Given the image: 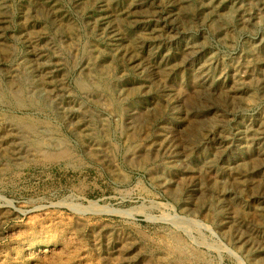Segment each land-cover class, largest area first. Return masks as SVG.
I'll return each instance as SVG.
<instances>
[{"label":"rangeland","instance_id":"rangeland-1","mask_svg":"<svg viewBox=\"0 0 264 264\" xmlns=\"http://www.w3.org/2000/svg\"><path fill=\"white\" fill-rule=\"evenodd\" d=\"M248 1L214 4L230 12L218 20L183 0H0V264H264V188L251 186L264 163L243 147L264 92L185 100L209 55L211 78L263 72L264 4ZM241 14L251 22L235 29ZM96 59H109L102 81L122 107L85 76ZM81 79L99 88L87 94ZM188 111L203 122L193 134ZM132 138L144 163L128 158Z\"/></svg>","mask_w":264,"mask_h":264},{"label":"bare ground","instance_id":"bare-ground-1","mask_svg":"<svg viewBox=\"0 0 264 264\" xmlns=\"http://www.w3.org/2000/svg\"><path fill=\"white\" fill-rule=\"evenodd\" d=\"M114 1V0H113ZM122 1V0H121ZM186 3L188 2L189 5L194 4L195 2L199 3L200 5L203 6L204 11H207L209 14L211 13H215V15L217 16L218 20L220 19H228V17H230V12L228 13H224L225 9H223L221 11V9H219L217 7V5L214 4H221L222 7L225 6L232 7V5L230 6V0H183ZM49 2V1H48ZM104 2V1H103ZM169 2V1H168ZM263 3L264 4V0H249L248 3ZM32 3V2H31ZM110 3V2H109ZM113 4V3H112ZM120 4V3H119ZM151 4V3H150ZM107 5V4H106ZM237 5V4H236ZM35 6V5H34ZM53 6V5H52ZM132 6V5H131ZM134 6V5H133ZM143 6V5H142ZM195 6V5H194ZM197 6V5H196ZM252 6V5H251ZM60 7V6H59ZM177 7V6H175ZM261 7V6H260ZM24 8V7H22ZM118 8V7H117ZM233 8V7H232ZM248 8V7H247ZM256 8V7H255ZM109 9V8H108ZM163 10V9H162ZM102 11V10H101ZM107 11V10H106ZM115 11V10H114ZM171 11V10H170ZM230 11V10H229ZM264 11V10H263ZM22 12V11H21ZM92 12V11H91ZM128 15L130 14V10L128 9L127 11ZM57 14V13H56ZM59 14V13H58ZM176 14V13H175ZM67 15V14H66ZM115 15V14H114ZM133 13L130 15V17L132 18ZM188 15V14H187ZM249 15V14H248ZM258 15V14H257ZM255 15V17L257 18L258 16ZM264 15V14H263ZM65 16V15H64ZM116 16V15H115ZM122 16V15H121ZM134 16V15H133ZM144 16V15H143ZM148 16V15H147ZM118 19L120 17V15H117ZM125 17V16H124ZM141 17V16H140ZM65 19V18H64ZM63 20V18H62ZM61 20V21H62ZM23 21V20H22ZM64 21V20H63ZM238 24L237 27L235 29H240V28H244L245 26H248L250 22L248 21V18L245 17L244 14H241L239 16V19L237 20ZM253 21V20H252ZM3 23V22H2ZM153 23V22H152ZM180 23V22H179ZM188 23V22H187ZM123 25V24H122ZM142 25V23H141ZM156 26V25H155ZM212 26V25H211ZM217 27L218 29L220 28L219 25L217 23H214V27ZM168 27V26H167ZM137 28V27H136ZM231 28V27H230ZM49 30V29H48ZM220 31H224L222 29H219ZM145 31V30H144ZM164 32V31H163ZM158 33V32H157ZM165 33V32H164ZM179 33V32H178ZM247 33V31L245 32ZM144 34V33H143ZM183 34V33H182ZM227 31L225 32V35L227 37ZM202 35V34H201ZM129 36V35H128ZM185 36V35H184ZM197 36V35H196ZM232 36V35H231ZM242 36V35H241ZM233 37V36H232ZM130 38V37H129ZM147 38V37H146ZM228 38V37H227ZM239 38V37H238ZM262 38V37H261ZM117 39V38H116ZM181 40V39H180ZM198 40V39H197ZM225 40V39H224ZM223 40V41H224ZM228 41V40H227ZM255 41V40H254ZM131 42V41H130ZM190 42V41H189ZM202 42V41H201ZM252 42V41H251ZM173 43V42H172ZM191 42V44L187 45V47H185V49L190 52V53H194L197 51L196 48V43ZM229 43V42H228ZM227 43V44H228ZM232 43V42H231ZM247 43V42H246ZM264 43V42H263ZM166 44V43H165ZM112 45V44H111ZM114 45V44H113ZM183 45V44H182ZM185 45V44H184ZM100 46V45H99ZM138 46V45H137ZM147 47V46H146ZM149 47V46H148ZM163 47V46H162ZM181 47V46H180ZM179 48V47H178ZM253 48V47H252ZM258 50H263V51H258V52H254V56H255V60H259V62H261L262 65H264V49H262L261 47L256 46L255 49ZM109 49V48H108ZM137 49V48H136ZM139 49V48H138ZM254 49V50H255ZM42 50V49H40ZM160 50V49H159ZM158 50V51H159ZM204 50V49H203ZM89 51L91 50H87V53H89ZM157 51V52H158ZM161 51V50H160ZM163 51V50H162ZM210 51V50H209ZM257 51V50H255ZM95 53V50H93L92 54ZM184 53V52H183ZM36 58L38 60L41 59V55L36 52ZM160 56V55H159ZM206 56V55H205ZM250 57V56H249ZM116 58V57H115ZM202 58V57H201ZM78 59V58H77ZM85 59V58H84ZM154 59V58H153ZM165 59V58H164ZM216 59V58H215ZM237 59V58H236ZM87 60V59H86ZM90 60V59H89ZM107 60H103V59H96V63L97 66L94 65L93 69L90 70H86V77H91V75L95 76L96 78H98L100 81H102V79L107 77L108 71L110 70V63ZM152 60V59H151ZM175 60V59H174ZM218 60V59H217ZM226 60V59H225ZM138 61V60H137ZM199 61V60H198ZM212 61V57L209 55L206 58V64L204 65H200L198 67V69H196L195 74L193 75V79L192 82L194 83V88L196 90L192 91L190 94L188 93L185 96V100L188 101L187 105H192L196 102H209L210 99L212 98H217L219 101H221L222 99H225L226 101L229 102L230 106L231 105H236L237 103H239V99L241 98V96L244 93H247V91L249 90V88L253 85V83L256 85L255 89L257 90H261L264 92V70L263 72H252L250 73V75H246L244 76L243 74H241L242 72H240L239 68H232L226 71H222L220 72L217 76L212 77L209 76L210 73V63ZM164 62V61H163ZM200 63V62H199ZM214 63V62H213ZM227 63V62H226ZM247 63V62H246ZM250 63V62H249ZM219 64V63H218ZM163 65V64H162ZM195 66V65H194ZM227 66V65H226ZM261 66V65H260ZM42 67V66H41ZM180 67V66H179ZM30 68V67H29ZM87 68V67H86ZM182 68V67H181ZM25 69V67H24ZM178 69V68H177ZM247 69V68H246ZM85 70V69H84ZM180 70V69H179ZM94 71V73L92 72ZM242 71V70H241ZM249 71V70H248ZM27 72V71H26ZM44 72V71H43ZM47 73V72H46ZM57 73V72H56ZM43 76V73H41ZM31 75V74H30ZM33 75V74H32ZM45 75V74H44ZM53 75V74H52ZM216 75V74H215ZM16 76V75H14ZM37 76V75H36ZM51 76V75H50ZM26 77V76H25ZM53 77V76H52ZM173 77V76H172ZM8 78V77H7ZM47 78V77H45ZM43 78V79H45ZM107 79V78H106ZM27 80V78H26ZM49 80V79H48ZM119 81V80H118ZM25 82V81H24ZM134 82V81H133ZM181 82V81H180ZM98 82L94 83L93 81L87 80V79H81L78 84L81 87V89L83 91H85L87 94H90L91 92H96L97 89L99 88V86L97 85ZM102 83H104V87L102 90H104L105 92V98L107 100V102L109 104H115L120 108L122 107V105L120 106V104L118 102H115V96L113 94V90L111 89V83L109 81H102ZM118 83V82H117ZM144 83V82H143ZM175 83V82H174ZM121 84V83H120ZM186 84V83H185ZM48 85V84H47ZM137 85V84H136ZM43 86V85H41ZM46 86V85H45ZM44 86V87H45ZM4 87V86H3ZM36 87V86H35ZM120 88V87H119ZM145 88V87H144ZM147 88V87H146ZM253 88V87H252ZM251 88V89H252ZM80 89V90H81ZM182 90V89H181ZM62 92V91H61ZM180 92V91H179ZM262 92V93H263ZM186 93V92H185ZM261 93V92H260ZM4 94V93H3ZM262 96V95H261ZM91 97V96H90ZM264 97V96H263ZM92 98V97H91ZM8 99V98H7ZM182 99V98H180ZM203 99V100H202ZM248 99V98H247ZM105 100V101H106ZM247 101V100H246ZM57 102V101H56ZM94 102V101H93ZM100 102L99 98L95 99V103ZM204 102V103H205ZM262 102V101H261ZM61 103V102H60ZM78 103V101H77ZM80 103V102H79ZM135 103V102H134ZM142 103V102H141ZM247 103V102H246ZM245 103V104H246ZM252 103V102H251ZM263 103V102H262ZM31 104V103H30ZM108 104V105H109ZM79 105V104H77ZM134 105V104H133ZM242 105V104H241ZM111 106V105H110ZM229 106V107H230ZM244 106V105H243ZM258 106V105H257ZM77 107V106H76ZM137 107V106H136ZM141 107V106H140ZM248 107V106H247ZM129 108V107H128ZM139 108V107H138ZM262 108V107H261ZM60 110V109H59ZM229 110V109H228ZM232 111V110H231ZM208 112V111H207ZM191 113V111H188V115ZM204 113V112H203ZM259 113V112H258ZM187 115V116H188ZM260 115V114H259ZM102 116V115H101ZM199 116V115H198ZM202 116V115H201ZM207 116V115H206ZM144 117V115L140 116L139 112L137 115V120L139 122H136V124L139 126L142 125V121H140V118ZM210 117V116H209ZM208 117V118H209ZM198 117L196 114L191 113L190 114V121H184L183 123V129H184V125L186 127V131L185 132H190L192 133V131L194 132L195 130H197L202 124L203 122L200 120H197ZM256 120V119H255ZM211 121V120H210ZM249 121V120H248ZM183 122V121H182ZM120 123V122H119ZM180 125V124H179ZM118 126V125H117ZM237 126V125H236ZM29 129H31L30 131L32 133H34L36 136L39 134L36 129L28 126ZM210 129V128H209ZM218 130V129H217ZM48 131V130H47ZM51 131V130H49ZM244 134L245 136L250 140L249 142H251V144L248 143H243V147L245 146V148H249L251 151L255 150L256 153V159L258 160L259 164L262 167V163H264V113L261 114V116L259 117V119L256 122H251V123H247V125L245 126L244 129ZM206 133V132H204ZM218 133V132H217ZM193 134V133H192ZM135 133L132 134V136H134ZM191 135V134H190ZM238 135V134H237ZM42 140H44L42 142V144H44V147H54L53 151L58 150V155L60 156H65L67 155V151L62 149V145L60 144V142L58 141V139H55L52 136L49 135H42L41 136ZM92 138H96L97 140H94L95 142L97 141H102V135H99L98 133H95L91 136ZM184 137H189L186 136V134H184ZM84 138V135H82V139ZM88 138V136H86V139ZM235 138V137H234ZM133 140L130 142V145L127 149L128 152V158H130L131 160H135L138 163H144L147 158H149V153L146 152L144 149H139L138 148V144L136 142V140H134V138H132ZM161 139V138H160ZM220 139V138H219ZM243 139V138H242ZM185 140V139H184ZM182 140V141H184ZM89 143V142H88ZM95 144V143H94ZM106 144V142H105ZM144 144V143H142ZM167 144V143H166ZM221 144V143H220ZM224 144V143H223ZM146 146V145H145ZM222 146V145H221ZM116 147V146H115ZM62 149L61 151L59 149ZM88 148V147H87ZM109 149V147H108ZM203 150V149H202ZM229 150V149H228ZM64 151V152H63ZM162 151V150H161ZM90 154L93 156H98V153L95 149L90 148L89 150ZM240 152V151H239ZM69 153V152H68ZM153 153V152H152ZM252 153V152H251ZM210 154V153H209ZM250 154V153H249ZM225 155V154H224ZM248 155V154H247ZM55 156V155H54ZM213 156V154H212ZM253 156V155H252ZM153 157V156H152ZM205 157V156H204ZM251 157V156H250ZM59 158V157H58ZM172 158V157H171ZM198 160V159H197ZM203 161V160H202ZM243 161V160H242ZM107 162V161H106ZM215 167V166H214ZM236 167V166H234ZM114 168V167H112ZM260 171V170H258ZM192 172V171H191ZM255 172V171H254ZM194 174V172H193ZM253 174V173H252ZM187 175V174H186ZM256 175V174H255ZM258 175V174H257ZM224 176V174H223ZM263 176V175H262ZM219 178V177H218ZM242 178V177H241ZM263 178V177H262ZM264 180V179H263ZM213 181V180H212ZM251 186L253 187V189H255L256 191H259L261 189L264 188V182H257V180L252 184ZM252 189V191H253ZM231 195V194H230ZM258 197V196H257ZM228 199V198H227ZM254 199V198H253ZM257 199V198H256ZM260 199V198H259ZM258 200V199H257ZM256 200V201H257ZM224 206V205H223ZM264 206V205H263ZM248 208V207H247ZM253 208V207H252ZM230 209V208H229ZM261 210V209H260ZM232 213V212H231ZM252 214V213H251ZM222 215V214H221ZM220 216V215H219ZM223 216V215H222ZM260 216V215H259ZM232 219L234 221V215H232ZM264 219V218H263ZM260 220V219H259ZM263 221V220H262ZM243 223V222H242ZM224 230V229H223ZM246 230V229H245ZM255 230V229H254ZM249 231V230H248ZM257 232V231H256ZM239 233V232H238ZM228 236V235H227ZM263 236V235H261ZM248 237V236H247ZM236 238V237H235ZM242 242V241H241ZM179 247V246H178ZM258 255V254H257ZM256 258V257H255ZM254 259V258H253Z\"/></svg>","mask_w":264,"mask_h":264}]
</instances>
